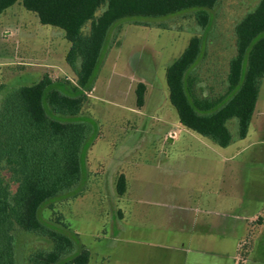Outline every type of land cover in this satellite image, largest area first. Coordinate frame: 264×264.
I'll use <instances>...</instances> for the list:
<instances>
[{"label": "rangeland", "instance_id": "374dc122", "mask_svg": "<svg viewBox=\"0 0 264 264\" xmlns=\"http://www.w3.org/2000/svg\"><path fill=\"white\" fill-rule=\"evenodd\" d=\"M259 1L218 0L207 12L204 30L195 11L139 20L150 24L146 27L136 20L119 22L110 31L93 90L79 114H52L86 123L89 133L81 152L80 184L47 203L40 215L51 229L77 235L76 250L89 251L88 264H264V146L239 157L241 166L228 178L229 164L220 157L232 150L215 146L217 156L197 144L209 140L180 125L165 79L189 40L199 37L202 50L192 72L203 95L222 93L235 55L234 28ZM69 48L64 32L41 25L21 0L1 13L0 105L13 90L44 77L75 85L66 63ZM139 84L145 87L140 108ZM261 108L264 78L256 113ZM227 128L238 141L237 120ZM255 135L251 132L245 143L258 142ZM243 157L248 160L242 163ZM121 175L123 195L117 192ZM239 216L252 218L243 222ZM57 218L64 225H57ZM13 236L15 264H30L34 252L52 247L47 238L18 229Z\"/></svg>", "mask_w": 264, "mask_h": 264}, {"label": "trees", "instance_id": "16d2710c", "mask_svg": "<svg viewBox=\"0 0 264 264\" xmlns=\"http://www.w3.org/2000/svg\"><path fill=\"white\" fill-rule=\"evenodd\" d=\"M19 0H0V14ZM218 0H21L41 25L62 30L70 44L66 63L76 76L68 87L44 77L32 86L10 92L0 105V264H15L14 236L22 232L47 238L50 250L34 252L30 264H88L90 253L77 249L76 234L69 237L41 219L47 203L76 188L82 179L81 152L89 133L75 117L93 90L108 46L111 29L121 21L158 20L195 11L201 29L209 24L208 11ZM101 13L96 16V13ZM89 25L85 33L84 28ZM235 55L230 59L222 93L205 96L193 67L201 55L202 39L193 37L167 68L168 100L181 126L220 148L233 138L227 128L237 120V138L247 136L264 78V0L234 28ZM145 87L136 90L142 107ZM4 173L7 175L5 178ZM117 192H125L121 175ZM57 225H64L59 218ZM76 253L74 254V252Z\"/></svg>", "mask_w": 264, "mask_h": 264}, {"label": "crops", "instance_id": "0c3cea01", "mask_svg": "<svg viewBox=\"0 0 264 264\" xmlns=\"http://www.w3.org/2000/svg\"><path fill=\"white\" fill-rule=\"evenodd\" d=\"M256 107H257V102H256V105H255V109H254V113H253V116H252V119H251V123H250V126H249V130H248V133H247V136L242 139V140H239L238 141H234L232 140V142L230 143L229 146H227L226 148H220L219 146H217L215 143L211 142L210 140L207 142V141H203V140H200V141H197L198 145L201 146V147H204V148H208V149H211L212 151H214L213 153L216 154L217 156H219V151H215V146H217L218 148L220 149H223L225 151H228V150H232L229 154L227 155H223L222 157V160L223 162H226L229 164V168L227 169V176L228 178L231 177L232 179L234 178V175L236 173V167L238 166H241V164L239 162H236L237 159L241 156H244L246 155V152L251 149L252 147H255V146H264V141H261L264 137V109L261 108L260 112L259 113H256ZM252 122H255V127L251 129V126H252ZM253 132L254 134H256L255 136L256 137H259L260 140L258 142H249V143H245V141L247 140V138L249 137L250 133ZM205 140V138H202ZM207 140V139H206ZM238 142V143H237ZM261 156V153H258L254 158L259 159V157ZM248 159L244 158L241 160V162L243 161H247ZM249 160H251L249 158ZM242 162V163H243ZM224 175V176H226ZM219 181V180H218ZM220 189L216 190L215 191V195L218 196V194L220 193L219 192ZM238 217V216H237ZM235 217V218H237ZM252 218V216H248V217H240L239 216V220L240 221H250ZM236 251V250H235Z\"/></svg>", "mask_w": 264, "mask_h": 264}]
</instances>
